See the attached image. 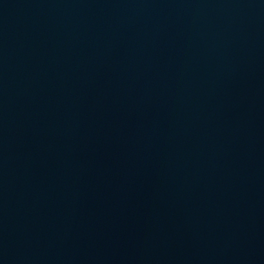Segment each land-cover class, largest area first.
Returning <instances> with one entry per match:
<instances>
[{"label": "water", "instance_id": "obj_1", "mask_svg": "<svg viewBox=\"0 0 264 264\" xmlns=\"http://www.w3.org/2000/svg\"><path fill=\"white\" fill-rule=\"evenodd\" d=\"M0 264H264V0H0Z\"/></svg>", "mask_w": 264, "mask_h": 264}]
</instances>
